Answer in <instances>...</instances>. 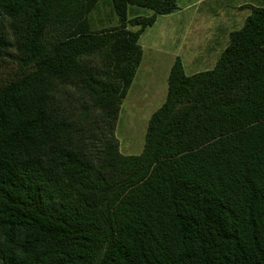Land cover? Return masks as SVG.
<instances>
[{"label":"trees","instance_id":"16d2710c","mask_svg":"<svg viewBox=\"0 0 264 264\" xmlns=\"http://www.w3.org/2000/svg\"><path fill=\"white\" fill-rule=\"evenodd\" d=\"M98 1L0 0V264H264V8L212 69L175 58L123 155L139 39L178 4L111 0L118 25L92 31Z\"/></svg>","mask_w":264,"mask_h":264},{"label":"rangeland","instance_id":"374dc122","mask_svg":"<svg viewBox=\"0 0 264 264\" xmlns=\"http://www.w3.org/2000/svg\"><path fill=\"white\" fill-rule=\"evenodd\" d=\"M183 1H177L179 7H182ZM243 1L210 0L199 4L196 8L197 14L191 16L190 22L186 19L187 15L180 17L177 8L171 14L158 15L155 23L145 29L139 39L142 48L141 71L135 76L136 79L121 104L117 125L113 130L121 154L138 155L142 151L148 119L165 100L168 78L165 67L173 64L174 58L179 56L186 75L212 69L228 45L229 34L240 29L246 16L250 14L247 9L230 12L226 6ZM221 2L223 7H219ZM151 14L152 11L145 7L128 6V19L147 17ZM88 19L92 31L110 29L119 23L111 0H99ZM135 29L131 27V30ZM210 36H219V41H209ZM207 39L208 41H204ZM207 47L210 49L208 55L205 51ZM199 51L205 55L194 57ZM154 58H160L156 59L159 60L158 63H152ZM153 66L158 67L148 72L147 67Z\"/></svg>","mask_w":264,"mask_h":264},{"label":"crops","instance_id":"0c3cea01","mask_svg":"<svg viewBox=\"0 0 264 264\" xmlns=\"http://www.w3.org/2000/svg\"><path fill=\"white\" fill-rule=\"evenodd\" d=\"M209 1L210 0H184L182 2V7H179V4H178V10H177V12H178V14L180 15L181 18L184 17L182 15H187L186 19H187V21L190 22L191 16H194V15L197 14L196 8L199 7V4L201 5V4L206 3V2H209ZM228 3L232 4V2H228ZM223 6H224L223 2L219 3V7H223ZM226 7L229 8L230 12H234L237 9H239V10H242V9H245L246 10L247 9L249 11V13H250V11H251L250 7H263L264 8V0H244L242 3H236V4L232 5V6L227 5ZM191 10H193V11H191ZM223 12H226V11H223ZM187 13H189V14H187ZM172 15H174V14H172ZM193 25L190 27V30L192 29ZM204 41H208V39L207 40H204ZM209 41H212V42L213 41H216V42H218L219 41V36H217V37L216 36H210V40ZM205 51H206V54L208 55L210 53L209 47H207V50H205ZM204 55H203V53L201 51H199V53H196L194 57L199 58V57H203ZM177 57H179V56H177ZM175 58H174V60H175ZM154 59L155 60L152 63H156V62L158 63L159 60L157 61L156 59H160V58H154ZM171 65H169L168 67H165L166 70H167L166 76H168V73H169V70H170ZM141 67H142V61L140 63V66H139V68H138L135 76H137L138 75V72L141 71ZM157 67L158 66L147 67V69H148L147 71L148 72H151L153 69H155ZM166 76H165V78H166ZM135 79H136V77H134V79H133V81L131 83V86H130L129 90L131 89L132 84L134 83ZM129 90H128V92H129Z\"/></svg>","mask_w":264,"mask_h":264}]
</instances>
